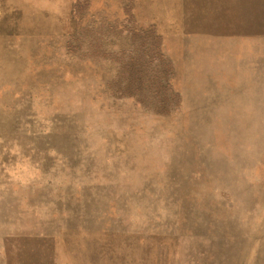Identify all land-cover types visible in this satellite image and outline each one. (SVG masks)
I'll return each instance as SVG.
<instances>
[{
  "label": "rangeland",
  "instance_id": "rangeland-1",
  "mask_svg": "<svg viewBox=\"0 0 264 264\" xmlns=\"http://www.w3.org/2000/svg\"><path fill=\"white\" fill-rule=\"evenodd\" d=\"M0 264H264V0H0Z\"/></svg>",
  "mask_w": 264,
  "mask_h": 264
},
{
  "label": "trees",
  "instance_id": "trees-1",
  "mask_svg": "<svg viewBox=\"0 0 264 264\" xmlns=\"http://www.w3.org/2000/svg\"><path fill=\"white\" fill-rule=\"evenodd\" d=\"M131 39H128L130 45L134 48V56H131L128 64L125 66V74L128 75L125 81L118 82L119 86L115 95L132 96L136 97L137 101L141 103L140 99L144 102V97L147 98L146 93L155 92L162 95L163 100L159 101V108L164 111L169 105V96L164 95L168 91L170 81L167 77L170 75L171 66L169 63L165 64L159 61L160 68L154 69V62L156 61V53L158 48L159 36L154 33L136 32L130 34ZM130 36H127L130 38ZM160 58H162L160 56ZM122 65L119 66L121 70ZM154 71V72H153ZM156 87V88H155ZM113 92V91H111ZM164 92V93H163ZM141 93H144L141 98Z\"/></svg>",
  "mask_w": 264,
  "mask_h": 264
}]
</instances>
